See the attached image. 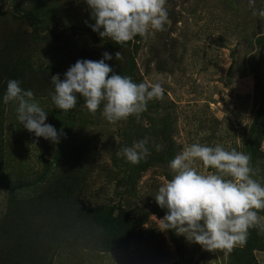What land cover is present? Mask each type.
Returning a JSON list of instances; mask_svg holds the SVG:
<instances>
[{
    "label": "rangeland",
    "instance_id": "rangeland-1",
    "mask_svg": "<svg viewBox=\"0 0 264 264\" xmlns=\"http://www.w3.org/2000/svg\"><path fill=\"white\" fill-rule=\"evenodd\" d=\"M165 7L164 31L150 30L147 38L138 35L124 46L93 31L86 0H0V51L18 32L35 67L59 66L61 80L78 60L99 61L107 52L112 59L105 62L114 74L137 84L159 83L165 90L139 117L113 125L102 116L103 105L95 115L85 103L68 112L58 109L50 82L46 93L34 97L48 114L46 123L63 130L57 144L27 131L14 102L7 111L4 172L10 184L0 187V220L11 191L17 199H30L72 172L82 205L87 210L103 206L117 218V241L107 245L101 235L97 242L85 237L79 245L61 247L51 264H229L245 249L237 244L227 254L210 252L173 231H160L158 220L167 209L154 196L174 176L171 161L194 143L221 144L249 155L253 179L264 186V18L253 15L264 10V0L254 5L250 0H167ZM37 15L43 23L36 22ZM145 137L149 155L134 165L123 149ZM197 170L205 172L202 163ZM255 211L264 217V209ZM256 233L264 230L250 228L248 239ZM251 258L264 264V249L253 250Z\"/></svg>",
    "mask_w": 264,
    "mask_h": 264
},
{
    "label": "clouds",
    "instance_id": "clouds-1",
    "mask_svg": "<svg viewBox=\"0 0 264 264\" xmlns=\"http://www.w3.org/2000/svg\"><path fill=\"white\" fill-rule=\"evenodd\" d=\"M166 2L86 0L95 20L93 31L118 45L137 35L147 38L152 34L150 30L164 31V25L169 22ZM254 3L255 0H250V5ZM253 15L264 18V10ZM115 55L118 60L121 52ZM111 59V54L105 52L99 61L78 60L67 70L63 80L58 74L52 76L51 84L55 89L52 100L56 107L64 112L72 110L79 95L93 115L103 105L102 116L114 125L132 116L139 117L147 110L149 101L163 98L165 90L159 83L137 84L128 76L114 74L105 62ZM110 73L113 74L110 76ZM3 100L5 104L17 105L18 120L27 131L37 138L59 143L63 130L57 132L53 125L46 123L48 114L36 102L31 90L21 88L20 81L8 82ZM148 142L149 138L145 137L132 147L124 148L127 161L136 165L149 155ZM261 150L264 151V143ZM250 160L249 155L235 148L225 150L221 144L185 146L170 163L173 178L165 181L154 196L158 205L167 209L166 215L158 220L159 230L173 231L210 252L224 250L227 254L237 244L244 246L250 228L259 226L264 230V217L255 211L264 209V186L253 179L255 171ZM201 163L205 172L197 170Z\"/></svg>",
    "mask_w": 264,
    "mask_h": 264
},
{
    "label": "trees",
    "instance_id": "trees-1",
    "mask_svg": "<svg viewBox=\"0 0 264 264\" xmlns=\"http://www.w3.org/2000/svg\"><path fill=\"white\" fill-rule=\"evenodd\" d=\"M38 17L36 22L43 23ZM4 43L0 51V187L7 189L10 183L4 172L7 152L4 121L13 104H5L3 100L7 84L18 80L22 89L31 90L36 97L46 93L59 66L35 67L23 50L25 43L18 32L10 34ZM78 103H85L82 96L78 95ZM53 117V122H58ZM70 174L62 181L44 185L30 199H17L13 191L10 192L7 213L0 220V264H51L61 247L79 245L88 236L97 242L101 235V242L107 245L112 240L117 241L120 231L117 218L103 206L87 210L82 205L81 187L74 172ZM244 248L230 257L229 264H256L251 253L264 249V235L253 234Z\"/></svg>",
    "mask_w": 264,
    "mask_h": 264
}]
</instances>
